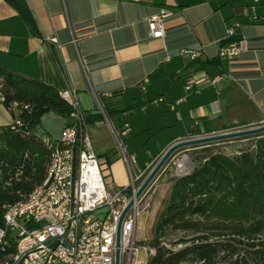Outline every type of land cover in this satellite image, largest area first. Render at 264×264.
Returning a JSON list of instances; mask_svg holds the SVG:
<instances>
[{"label":"crops","instance_id":"crops-1","mask_svg":"<svg viewBox=\"0 0 264 264\" xmlns=\"http://www.w3.org/2000/svg\"><path fill=\"white\" fill-rule=\"evenodd\" d=\"M250 6L245 0H0V68L58 92L76 91L93 153L106 162L115 194L130 180L121 151L133 157L135 175H145L177 142L233 131L230 125H264V0L255 22ZM160 10L167 12L165 36L151 39L147 21ZM229 24L238 25L243 47L232 62L218 58ZM51 36L61 44L57 52L44 41ZM182 50L200 57L192 61ZM190 79L202 85L185 92ZM62 118L56 137L38 128L35 134L58 140L70 123ZM12 122L0 104V127ZM246 141L223 153L238 155Z\"/></svg>","mask_w":264,"mask_h":264},{"label":"trees","instance_id":"trees-1","mask_svg":"<svg viewBox=\"0 0 264 264\" xmlns=\"http://www.w3.org/2000/svg\"><path fill=\"white\" fill-rule=\"evenodd\" d=\"M0 97L13 119L0 127L3 227L4 207L22 201L45 179L50 152L35 134L41 118L48 112L69 117L70 107L53 87L2 68ZM249 138L253 144L238 155L207 150L189 172L168 179L145 264H264V134ZM173 234L179 236L165 244Z\"/></svg>","mask_w":264,"mask_h":264},{"label":"built area","instance_id":"built-area-1","mask_svg":"<svg viewBox=\"0 0 264 264\" xmlns=\"http://www.w3.org/2000/svg\"><path fill=\"white\" fill-rule=\"evenodd\" d=\"M245 1L251 2L250 18L257 21L255 8L260 0ZM166 16L167 12L160 10L147 21L151 39L164 38ZM237 31V24L226 27L219 59L232 62L242 53ZM44 41L53 52L61 48L54 36L45 37ZM71 43L75 44L76 39ZM180 54L192 61L200 57V51L182 50ZM217 80L208 83L214 84ZM202 81L188 80L184 91L190 92L193 85ZM59 96L70 107V123L63 127L58 140L42 139L50 152L43 183L22 201L4 207L0 264H115L117 225L143 173L133 174V157L121 151L130 183L110 194L104 174L106 162H101L93 153L76 91L65 90ZM190 165L186 156L174 157L168 164L169 177L189 172ZM151 188L134 200L121 222L119 264H131L139 249L146 255L152 254L148 246H139L135 240L137 220L152 203V196L146 197Z\"/></svg>","mask_w":264,"mask_h":264},{"label":"rangeland","instance_id":"rangeland-1","mask_svg":"<svg viewBox=\"0 0 264 264\" xmlns=\"http://www.w3.org/2000/svg\"><path fill=\"white\" fill-rule=\"evenodd\" d=\"M225 34H226V30H225ZM209 81L210 80L207 79V81H205V83L208 84ZM201 85L196 86L195 87V91H197L198 87H200ZM44 116L45 117H42V119H41V124L38 127L37 133L39 135H43L44 136V134H46V131H47L52 136L56 137L57 136L56 134H57L58 130L61 128L62 122L66 118H62L60 116H56L52 112L46 113V114H44ZM239 130H242V129H239ZM233 131H236V130H233ZM244 139L247 140L246 142H244V145H245L244 148L250 147L253 144L252 138H249V137H247V138H238V139H232V140H228V141H223V142H220V143H215V144L213 143V144H210L208 146L202 145V146L193 147V148H190V150H188L187 152H184V154H183V151H184L183 149L178 150L176 153H174V156L168 161L167 165H165V167H164V168H167V170L162 173V171L164 170L163 169L161 172H159V174L152 181V183L154 182V186H158V188H157V190L155 192L154 191V187H152L150 189V191L148 192L146 197H149L151 195L152 196V203H151L150 207L148 208V210L146 211V213L143 216H141L140 218H138V220H137V228H136V232H135V240L138 242L137 245H139V246H144V245L148 246V242L151 239L150 231H151V225H152V222L154 220L155 213L159 209L161 201L164 199V197L166 196V194H167V192L169 190L168 179L170 177L168 175V168H169L168 164L170 163V161L174 157L178 158V157H181V156H186L187 159L189 160V162L191 163L190 166L192 168V162L201 160V158L206 155V153H207L206 151L207 150L219 151V152H222V153L223 152L226 153V150H224V148L228 147L231 143H234V142L235 143H240L239 141H244ZM205 148H207V149L203 150ZM152 168L149 171H147L145 173V175H143V177L141 179H139L135 183L136 188H138L140 186V184L142 183L144 178L148 175V173L152 170ZM132 172H133V174H135V166H132ZM159 176H160V178L158 179ZM127 178H128V175H127ZM129 183H130V180H129ZM148 188L145 190V192L148 190ZM107 190H108L109 193H112L113 191L117 190V188H116L115 184H108ZM153 192H155V193H153ZM178 236H179L178 234L169 235L163 241L166 244L169 241H172V240L176 239ZM141 242H143V243H141ZM145 260H147V255H146L145 251H143L142 249H139L137 255L133 258L131 264H144Z\"/></svg>","mask_w":264,"mask_h":264},{"label":"water","instance_id":"water-1","mask_svg":"<svg viewBox=\"0 0 264 264\" xmlns=\"http://www.w3.org/2000/svg\"><path fill=\"white\" fill-rule=\"evenodd\" d=\"M264 134V125H261L259 127L249 128V129H242V130H236V131H230L185 141H180L172 146H170L164 154L160 157V159L157 161V163L154 165L152 170L148 173V175L144 178L140 186L136 189L133 198L129 201L125 209L122 211L118 225H117V233H116V252H115V264H119V229L121 222L127 213V211L131 208V206L134 203V200L139 198L142 193L149 187V185L152 183V181L155 179V177L161 172L165 165H167L168 161L174 156V153H176L178 150L181 149H189L197 146H208L210 144L220 143L223 141H228L232 139H238V138H247V137H253Z\"/></svg>","mask_w":264,"mask_h":264},{"label":"bare ground","instance_id":"bare-ground-1","mask_svg":"<svg viewBox=\"0 0 264 264\" xmlns=\"http://www.w3.org/2000/svg\"><path fill=\"white\" fill-rule=\"evenodd\" d=\"M144 251V250H143Z\"/></svg>","mask_w":264,"mask_h":264}]
</instances>
